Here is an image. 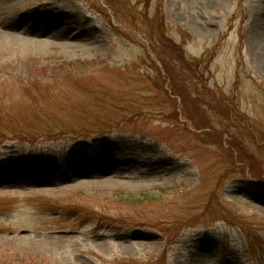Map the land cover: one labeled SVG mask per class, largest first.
Returning <instances> with one entry per match:
<instances>
[{"label": "rangeland", "instance_id": "1", "mask_svg": "<svg viewBox=\"0 0 264 264\" xmlns=\"http://www.w3.org/2000/svg\"><path fill=\"white\" fill-rule=\"evenodd\" d=\"M109 2L0 0V264H264V0Z\"/></svg>", "mask_w": 264, "mask_h": 264}, {"label": "bare ground", "instance_id": "2", "mask_svg": "<svg viewBox=\"0 0 264 264\" xmlns=\"http://www.w3.org/2000/svg\"><path fill=\"white\" fill-rule=\"evenodd\" d=\"M19 21L22 20H17V23H19ZM44 27H45V32L46 31H51L50 36H48V38L46 37V39H43L44 36H42V32L39 30H36L35 28L29 29L30 34L35 37L38 38L36 41L32 40L29 37H25L24 35L20 34V28H18V26H16L15 24L12 23H2L0 24V52H9L12 51L13 49L15 50L16 48H20V47H33V49H35L36 51L38 50H47V48H54V47H58V48H62V49H66L68 46L69 47H75V45L72 43V39H74L71 35L72 34H66V30L65 28H63L61 31L63 32V36H61L60 34L56 35L54 33V31H52V28L48 29V25L43 23ZM54 25V24H53ZM58 28L57 25L53 26V28ZM34 29V30H33ZM61 33V32H60ZM50 37V38H49ZM49 39H51L52 41L54 40H63L65 43L64 46H60L59 44L50 42ZM72 47V48H73Z\"/></svg>", "mask_w": 264, "mask_h": 264}, {"label": "trees", "instance_id": "3", "mask_svg": "<svg viewBox=\"0 0 264 264\" xmlns=\"http://www.w3.org/2000/svg\"><path fill=\"white\" fill-rule=\"evenodd\" d=\"M110 0H106V2H109ZM110 3V2H109ZM112 6V5H111ZM159 59V63H160V66H161V68H162V70H163V72L165 73V77L164 78H166V79H168L169 80V82H170V84H172L173 86H175V82H174V78L173 77H171V76H173L172 75V73H171V71H170V68H169V65H168V63H166L165 61H163V60H161V58H158ZM161 72H159L158 74L161 76V74H160ZM178 75V74H177ZM176 75V76H177ZM179 76V75H178ZM173 78V79H172ZM178 79H179V77H178ZM178 93H177V95L180 97V99L181 100H183V101H185L187 98H189V97H187V95L186 94H183V92H180V91H177ZM185 103V102H184ZM189 116V115H188Z\"/></svg>", "mask_w": 264, "mask_h": 264}]
</instances>
